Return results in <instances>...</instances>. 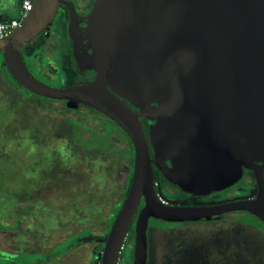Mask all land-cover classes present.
Segmentation results:
<instances>
[{
    "label": "water",
    "instance_id": "obj_1",
    "mask_svg": "<svg viewBox=\"0 0 264 264\" xmlns=\"http://www.w3.org/2000/svg\"><path fill=\"white\" fill-rule=\"evenodd\" d=\"M33 3L23 24L0 39L3 65L37 95L80 102L111 118L136 150L129 191L101 264H116L143 199L133 264L148 262L152 217L190 222L247 211L264 221V0H97L85 27L73 1ZM60 4L69 9L74 55L84 69L95 70L92 80L63 87L39 79L22 52L51 25ZM81 28L89 41L82 46ZM152 100L158 104L149 105ZM141 116L160 120L153 129L154 158ZM163 154L172 157L188 192L223 190L251 169L257 193L213 204H169L155 190L152 166Z\"/></svg>",
    "mask_w": 264,
    "mask_h": 264
},
{
    "label": "rangeland",
    "instance_id": "obj_2",
    "mask_svg": "<svg viewBox=\"0 0 264 264\" xmlns=\"http://www.w3.org/2000/svg\"><path fill=\"white\" fill-rule=\"evenodd\" d=\"M55 51L50 40L42 52L48 57L38 53L42 73L34 59L26 56L27 63L39 79L67 86L59 61H52ZM2 57L0 52V71H6ZM8 78L0 82V264H96L98 240L107 238L100 236L102 221L129 183L130 163L123 158L110 171L111 159L72 142L74 119L95 141L103 137L96 118L35 96ZM255 180L246 171L236 184L208 194L169 196L160 186L157 191L171 204H213L254 197ZM241 213L190 222L150 218L147 264H264V233L239 222ZM134 248L135 236L125 244L122 264H133Z\"/></svg>",
    "mask_w": 264,
    "mask_h": 264
},
{
    "label": "trees",
    "instance_id": "obj_3",
    "mask_svg": "<svg viewBox=\"0 0 264 264\" xmlns=\"http://www.w3.org/2000/svg\"><path fill=\"white\" fill-rule=\"evenodd\" d=\"M45 40H46L45 38L37 39L35 40V43L33 45L28 44L24 49H22L24 60L26 61V63H27L26 56L29 57V59L30 58L34 59L33 61L31 60V62L36 64V68L38 72H41V70H39L38 65H43V64L41 63L37 64L38 63L37 56H38V53L43 54L42 52L45 49V43H46ZM73 58L74 57H72V54H69L68 56L62 57L60 60L58 59L59 62H57L60 65V69L62 71V75L64 77V81L66 82V85L80 83L79 78H83L85 80L88 77V74H87L88 70L84 69L83 66H81L80 64L77 65L76 63H74ZM6 71L8 73V76H10L13 79V81H15V83H17V85L20 86L21 88H24L26 91L44 100L56 101V99L46 98V97L37 95L31 92L30 90L26 89L11 76L7 68H6ZM60 102H62V106L65 107V109L69 111H72V112L74 111L84 112L85 111L86 116L96 118L102 127V130L101 128L100 130L99 128H96V131L99 134H101L102 132L103 137H100L97 141H95L93 136H96V135H94L92 132H89L88 130L86 131V130L80 129L78 126L77 119H74L75 124L73 125L74 127H73L72 142L74 143L75 146L77 147L82 146L83 148L86 149V152L88 154L97 155L98 153H100V154L105 155L107 158L111 159L113 167L111 166L110 171L112 172L113 171L116 172L117 167H118V165L116 164H118L123 158L129 161L130 163L131 174H130L129 183L127 184L126 188H123L117 191V194H116L117 198L113 203V210L111 211L110 214L107 215L106 220L102 221L104 222V225L102 228H106V230H104L100 236L106 238L107 234L110 231L111 224L121 208L120 207L121 203H123V201L125 200L128 194L130 183L132 181L134 165H135V156H136V150H135L134 144L132 140L130 139V137L128 136V134L114 120L107 117L100 111L90 106H87L85 104H82L80 102L76 103L72 100H60ZM82 121H86V120H82ZM246 170L252 172L251 169H246ZM121 192H124L125 194L124 198H122ZM241 212L244 214L241 213L240 215H238L240 217V219H238L239 222L246 224V225L254 226L264 233V221L263 220H261L259 217L247 211H241ZM225 215L226 214H224L223 216ZM213 218H216V217H213ZM158 220H161V219H158ZM161 221L168 222L165 220H161ZM132 234H133L132 238L134 240L135 228L133 229ZM98 241H100L99 245L95 248L98 251L97 252L98 254L96 255L97 256L96 264H101L102 251L104 248L105 239L98 240Z\"/></svg>",
    "mask_w": 264,
    "mask_h": 264
},
{
    "label": "flooded vegetation",
    "instance_id": "obj_4",
    "mask_svg": "<svg viewBox=\"0 0 264 264\" xmlns=\"http://www.w3.org/2000/svg\"><path fill=\"white\" fill-rule=\"evenodd\" d=\"M70 1L74 2L75 8H76L77 12L79 13V19H78L79 26L85 27L87 25V22H86L87 17L93 11L97 0H70ZM52 23H53V26L47 28V31H48L47 35H45L44 31H42V33H40L36 39H32L29 42H27L25 47L28 44L33 45L35 43V40H37V39L45 38L46 39L45 45L51 40L55 44V47H56V51L54 53L56 55V57H54L52 59V61L53 60L58 61V59H61L62 57H65V56H68L69 54H72V57H74L73 58L74 63H76L78 65L80 62V59L78 56H75L74 52H73L71 35H70V13H69V9L66 5H64V4L59 5L57 14H56ZM79 33H81V37H82V38L79 37V39H78V44L80 46L89 42L88 39L85 40L86 33H85L84 29H82V28L79 29ZM89 51L93 52V50L91 48L89 49ZM43 56L48 57L46 52L41 54L40 57H43ZM57 56H58V58H57ZM83 68H84V66H83ZM87 70H88L87 71L88 77L85 80L83 79L85 82L92 80L95 76V70L93 68L87 69ZM90 72H93V76L90 75ZM127 102L135 111H137V112L139 111V108H137V106L135 104H133L130 101H127ZM157 104H158L157 101L152 100L149 105H157ZM140 121H141V124L143 126L146 138L148 140L151 157L154 158L155 157V146H154V140H153L154 139L153 129H155V127L157 125H159L160 120L146 118L144 116H141ZM152 166H153V172H154V182H157V185L155 186L156 191H157V187L160 186L163 189V191L166 194H168L169 196H174V195H179V194L186 196V195L194 194L192 192H188V191L184 190L179 185V179L180 178L177 177L179 174V168L176 167L175 163L173 162L172 157H170L169 155L163 154V155L159 156L158 162L152 163ZM168 169H170V170H168ZM246 171L247 170L245 169V172ZM251 173H252V175H254L253 171ZM157 193H158V191H157ZM196 195H200V194H196ZM165 200L168 201L167 199H165ZM167 203L171 204L169 201ZM143 206H144V199L142 200L140 208H139L138 212L136 213V215H135V217H134V219L130 225V228H136L138 215H139V212ZM132 237H133L132 231H128L127 244L131 241Z\"/></svg>",
    "mask_w": 264,
    "mask_h": 264
},
{
    "label": "built area",
    "instance_id": "obj_5",
    "mask_svg": "<svg viewBox=\"0 0 264 264\" xmlns=\"http://www.w3.org/2000/svg\"><path fill=\"white\" fill-rule=\"evenodd\" d=\"M33 8H34L33 0H22V11H21V16L19 18L0 20V39H6L17 28H19L23 24L25 19L28 17L29 13L33 10ZM43 31L45 35L48 34L47 28L44 29ZM156 185H157V182H155V186ZM162 200L167 202L165 199H162ZM126 243H127V236L118 251V257L116 260V264H122V255H123V251L125 249Z\"/></svg>",
    "mask_w": 264,
    "mask_h": 264
},
{
    "label": "crops",
    "instance_id": "obj_6",
    "mask_svg": "<svg viewBox=\"0 0 264 264\" xmlns=\"http://www.w3.org/2000/svg\"><path fill=\"white\" fill-rule=\"evenodd\" d=\"M22 11V0H0V20H8L18 18ZM4 66V65H3ZM1 83L10 82L8 73L0 71Z\"/></svg>",
    "mask_w": 264,
    "mask_h": 264
}]
</instances>
